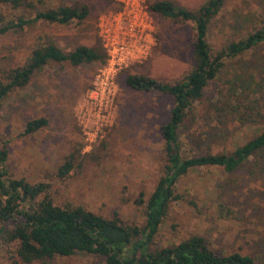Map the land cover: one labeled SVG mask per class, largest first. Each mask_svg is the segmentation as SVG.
I'll return each mask as SVG.
<instances>
[{
    "label": "rangeland",
    "instance_id": "1",
    "mask_svg": "<svg viewBox=\"0 0 264 264\" xmlns=\"http://www.w3.org/2000/svg\"><path fill=\"white\" fill-rule=\"evenodd\" d=\"M154 1L162 0H146L145 5ZM166 1L193 10L204 0ZM23 2L38 10L85 5L88 15L66 26L35 24L1 35L0 77L7 69L22 65L33 46L45 38L63 52L77 46H94L98 41L97 19L112 10L109 0ZM23 14L32 16L33 10L24 9ZM234 19H238L237 23ZM151 20L150 55L118 74L112 124L91 143L77 126L74 111L100 65L51 63L26 86L7 94L0 104V140L7 151L6 170L13 178L46 184L56 205H79L105 218L115 215L130 225L143 224L142 208L134 201L139 193L145 200L159 177L163 157L158 129L167 121L171 99L157 92L131 90L123 78L125 74H135L176 82L193 66L190 26L157 15H152ZM262 23L264 0H226L209 29L211 49L217 50L234 36L240 37L251 26ZM235 24L242 26L237 32ZM235 77L246 83H264V44L226 62L206 88L201 103L194 105L193 115L179 131L184 154L229 152L264 127V91L259 93L263 119L256 126L239 127L226 111L214 113L213 106L227 99V89ZM40 116L46 125L21 136L25 122ZM260 153V159L259 155L253 156L231 172L201 167L183 176L175 186L179 199L169 204L152 247H166L198 236L218 253L235 252L264 261V151ZM69 155L76 158L73 168L59 180L56 169ZM14 260L0 244V264H18ZM37 264L104 263L101 258L76 254Z\"/></svg>",
    "mask_w": 264,
    "mask_h": 264
},
{
    "label": "trees",
    "instance_id": "2",
    "mask_svg": "<svg viewBox=\"0 0 264 264\" xmlns=\"http://www.w3.org/2000/svg\"><path fill=\"white\" fill-rule=\"evenodd\" d=\"M225 1L204 0L193 10L166 0L146 6L150 17L157 15L190 26L193 66L176 82L166 83L135 74H125L123 78L124 85L131 90L157 92L171 99L167 121L158 129L163 157L159 177L145 200L139 193L134 201L142 208L143 224L140 227L127 224L115 215L105 218L79 205H56L48 195L46 184H31L13 178L7 172V151L0 140V244L16 263L37 264L56 257L85 254L101 258L104 264H264V261L247 255L235 252L224 255L213 251L198 236L166 247H152L169 204L179 199L175 186L183 176L201 167L231 172L253 156L259 155L260 159V152L264 151V127L224 153L184 154L178 136L193 115L194 105L201 103L206 88L225 63L264 44L262 23L251 26L240 37L234 36L217 50L211 49L209 29L222 12ZM109 2L110 9H116V5L111 0ZM24 9L33 10L32 16H25ZM87 15L85 5H59L38 10L23 0H0V36L35 24L66 26L83 21ZM232 21L237 23L238 19ZM241 27L235 24L234 32ZM104 60L99 40L94 46H77L63 52L45 38L33 46L22 65L7 69L0 77V104L9 92L26 86L36 73L51 63H66L72 67L97 64L102 67ZM233 83L227 89V99L219 100L213 106L214 113L219 115L226 111L239 127L256 126L263 119L259 93L264 91V83L260 80L246 83L238 77ZM45 125L46 120L41 116L29 120L20 135H30ZM75 159L69 155L56 169V178L64 179L72 170Z\"/></svg>",
    "mask_w": 264,
    "mask_h": 264
},
{
    "label": "built area",
    "instance_id": "3",
    "mask_svg": "<svg viewBox=\"0 0 264 264\" xmlns=\"http://www.w3.org/2000/svg\"><path fill=\"white\" fill-rule=\"evenodd\" d=\"M111 1L116 9L101 14L96 23L104 65L96 71L74 111L76 124L89 143L112 124L118 74L144 62L153 45V24L146 0Z\"/></svg>",
    "mask_w": 264,
    "mask_h": 264
},
{
    "label": "crops",
    "instance_id": "4",
    "mask_svg": "<svg viewBox=\"0 0 264 264\" xmlns=\"http://www.w3.org/2000/svg\"><path fill=\"white\" fill-rule=\"evenodd\" d=\"M184 8V7H183ZM185 9H187V8H185ZM188 10H190V9H188Z\"/></svg>",
    "mask_w": 264,
    "mask_h": 264
}]
</instances>
